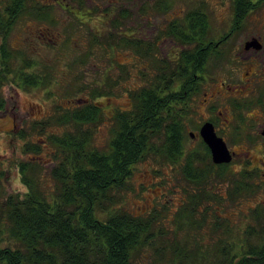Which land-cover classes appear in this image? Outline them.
I'll return each mask as SVG.
<instances>
[{
  "label": "trees",
  "instance_id": "1",
  "mask_svg": "<svg viewBox=\"0 0 264 264\" xmlns=\"http://www.w3.org/2000/svg\"><path fill=\"white\" fill-rule=\"evenodd\" d=\"M29 2H0V88L13 75L12 82L18 87L44 85V78L11 67L17 60L26 68L35 64L12 51L8 40L15 25L25 17ZM29 17L48 19L46 14ZM157 88L160 87L146 86L130 94L132 108L116 114L108 151L88 148L90 135L83 127L97 123L100 117L92 103L61 116L58 123L74 125L75 135L67 133L59 142L51 140L63 147L64 155H72L71 173L66 165L51 173L58 187L56 193L43 192L37 170L28 172L24 164L19 165V174L27 192L5 194L0 182V264H134L144 247L152 246L153 217L135 216L125 210L108 213L106 203L109 192L125 188L135 165L152 156L178 164L182 177L197 186L198 194L190 195L178 213L187 218L191 227L203 226L207 211L214 204L221 206L225 198L218 195L220 188H225L232 202L245 193L256 192L258 187L249 183L253 176L233 177L227 165H214L203 143L185 150L191 95L187 93L184 105L179 98L182 92L164 94ZM101 95L90 97L94 100ZM2 105L0 94V108ZM199 205L206 206L201 221L196 222L193 213ZM185 207L192 213L188 217L182 215ZM212 218L219 221L220 216L212 214ZM217 225L218 222L214 224L216 230ZM262 238L258 244L247 246L219 240L212 257L220 254L221 258H214V264H264ZM197 253L198 250L190 253L191 264H212L208 255L198 257Z\"/></svg>",
  "mask_w": 264,
  "mask_h": 264
},
{
  "label": "rangeland",
  "instance_id": "2",
  "mask_svg": "<svg viewBox=\"0 0 264 264\" xmlns=\"http://www.w3.org/2000/svg\"><path fill=\"white\" fill-rule=\"evenodd\" d=\"M2 1L4 0H0ZM38 1L41 5L53 7L50 14L54 24L25 16L15 25L8 40L12 51L31 62H36V72L48 75L47 89H20L12 82L15 75L10 77V82L2 85L0 90L10 109L5 114L0 113V131L11 127L9 115L14 112L25 121L22 124L25 137H27L25 144L34 147L40 145L41 139L48 142L47 150H42L40 156L45 163L49 162L52 158L50 152L57 148L51 140L63 139L67 133L75 135L74 125H54L51 117L58 109L66 106L75 107L79 100L89 101L91 90L100 87L99 89L110 91L112 96L96 101L103 109V113L101 117H98L97 123L83 127V131L90 135L88 148L108 151L114 130L112 117L108 111L130 108L131 103L127 91L137 90L146 85L139 73L147 72L143 68H148V62L125 49L122 51L112 49V52L110 49L102 50L92 46L90 34L93 32L88 30V26H94V31L102 29L98 14L92 12L91 19L81 25L75 20L76 18L82 19L81 15L74 18L67 11L59 10L52 5L62 0ZM64 1H68L70 6L75 7L73 2ZM124 1L131 3V0H118L121 4ZM197 1L201 0H175V7L184 8L185 5L186 9L196 7ZM206 1L208 8H212L211 22L216 24L217 19H220L223 13L216 10L214 6L216 0ZM109 3V0L106 3L99 0L92 7L103 10ZM86 8H90L89 3ZM76 14L80 13L76 12ZM171 17H177V15L173 12ZM154 19H156L155 24H159L161 16L156 15ZM125 24L129 25V21ZM11 67L28 71L23 62L19 60ZM118 67L124 69L123 73L118 70ZM134 72H137V75ZM29 104L35 105L36 109L41 111L42 123L49 122L47 125L30 128L35 121L27 120L26 113L23 112L31 106ZM36 109L32 108L35 111ZM196 110L195 123L202 121L203 116H211L208 111L201 108H196ZM15 125L19 127L18 120L15 121ZM214 128L218 135L223 130L220 125ZM11 145L0 136V182L2 183V180L4 181L7 177L2 183L5 194H16V192L22 194L24 192L19 189L18 185L23 184L15 169L21 161V143L17 141L12 147ZM195 145L192 142L190 145L189 142L187 143V147L191 149ZM229 170H234V168L231 167ZM37 178L43 192L53 191L49 166L39 165ZM263 182L254 176L249 183L258 187L256 192L245 193L246 198L242 199L243 196H241L234 203L228 200L225 188H220L218 195L224 197L225 200L215 209L216 214L220 216L219 221L213 220L211 211H208L206 223L203 226L195 224V227H191L187 218L178 216V213L183 208L184 202H187L185 192H193L190 186L192 184L183 179L178 164L172 165L158 156H152L135 165L133 174L124 189L109 192L106 204L108 213L125 210L135 216L150 215L153 217L152 246L144 247L140 255L134 258V264H180V260L183 264H191V259L188 257L190 253L197 250L198 257L208 255V259L214 264V258L216 260L221 258L220 254L212 257L219 240L234 245L243 243L246 246L251 243L258 244L263 240ZM203 211V206H200L198 212L195 213L194 218L197 222L201 221ZM183 214L186 216V213ZM216 222H218L217 230L214 226ZM214 227L215 230L212 231Z\"/></svg>",
  "mask_w": 264,
  "mask_h": 264
},
{
  "label": "flooded vegetation",
  "instance_id": "3",
  "mask_svg": "<svg viewBox=\"0 0 264 264\" xmlns=\"http://www.w3.org/2000/svg\"><path fill=\"white\" fill-rule=\"evenodd\" d=\"M30 1L24 11L26 12L25 16L46 14L48 19L40 22H48L53 25L50 14L53 7L41 5L38 0ZM69 1L73 2L75 7L70 6L68 1L65 2L64 0L57 1L52 5L59 10L67 11L74 18L81 15L82 19H75L81 25L86 24L93 13L98 14L102 29L94 31V26H88V30L93 32L90 34L92 46L102 50L110 49L112 52V49L117 51L125 49L148 62V68H143L147 72L141 71L139 73L146 82L143 87L158 86L160 88L157 89L164 94L169 91L182 92L183 95H179V98H182L183 103L187 93L191 95L188 104L189 114H187L186 109V114L190 118L189 122H186L184 147L186 151L191 149L187 147L188 142L189 145L191 142L196 144L192 149L200 143L205 145L200 136V129L205 123H210L212 128L220 125L223 129L220 134L216 133L215 128L214 131L225 142L231 155V161L219 165H227L226 169L233 177L255 176L263 182L264 0H216L214 3L216 10L223 13L221 14L223 16L217 19L216 24L211 22L210 12H212V8H208L206 0L197 1L196 7L193 6L188 9H186V5L184 8L175 7V0H131V3L124 1L123 4L118 0H109L110 3L103 10L92 7L99 0ZM101 1L106 3L108 0ZM112 1L114 2L112 3ZM88 3L90 8H86ZM76 12L80 14H76ZM173 12L177 17H171ZM156 15L161 16L159 24H155ZM33 19L37 20L36 18ZM127 21H129V25L125 24ZM33 63L35 64L31 68L25 67L28 71L21 69V72L36 74L44 78V85L27 88L21 87V84H19L20 87L16 86L20 89L25 88V90L31 88L46 90L48 75L36 72L37 65L36 62ZM118 68L123 73L124 69ZM134 74L137 75V72ZM99 88L91 90L90 95L102 94L97 99L79 100L76 102V106L71 108L70 106L57 108L58 110L51 117L52 123L54 125L59 124L58 121L61 116L66 112L72 113L75 108L85 103H92L99 110L101 117L103 109L96 101L112 96V93ZM138 89L127 91V96L137 92ZM1 96L3 105L0 108V113L5 114L10 109L6 99L2 94ZM130 103L131 106L128 110L108 111L113 124L117 113L131 110V100ZM29 105L31 106L26 108L27 111L23 110V112L26 113L27 120L35 121L34 124L30 125V128L47 125L49 122L42 123L41 111L36 109L35 105ZM32 108H35L36 111ZM196 108L208 111L211 116H203L202 121L195 123ZM9 116L11 127L0 131V136L12 144L10 147L17 141L21 143V161L15 168L19 178L21 177L19 174L20 164H24L28 172L33 169L38 171L39 165L49 166L50 177L51 173L59 171L60 167L64 165L68 167L70 173L72 172V155L70 152L64 155L63 147L56 143L57 148L50 152L51 160L45 163L40 152L47 150L48 142L41 139L40 145L34 147L25 144L27 137H25L22 129L24 120L14 112ZM16 120H18L19 127H15ZM68 125L71 124L66 126ZM60 140L62 139H56L54 142ZM59 148L62 152L59 151ZM68 150H70L69 144ZM231 167L234 170L230 171ZM5 179L7 177L4 178V181L2 180V183L6 181ZM51 183L55 188L53 191L56 193L58 187L52 178ZM23 186L25 187L24 184ZM190 186L193 192L184 191L187 202H184L183 207L188 203L190 195L198 194L197 186L193 184ZM242 196V199L246 198L245 194ZM200 206H203L204 209L206 205H199L193 213V218ZM216 206L214 204L212 210H209L212 214H216ZM184 213L187 217L192 214L187 207H185Z\"/></svg>",
  "mask_w": 264,
  "mask_h": 264
},
{
  "label": "water",
  "instance_id": "4",
  "mask_svg": "<svg viewBox=\"0 0 264 264\" xmlns=\"http://www.w3.org/2000/svg\"><path fill=\"white\" fill-rule=\"evenodd\" d=\"M210 123H205L200 129V136L208 147L213 164H227L231 161V155L225 142L216 135Z\"/></svg>",
  "mask_w": 264,
  "mask_h": 264
},
{
  "label": "clouds",
  "instance_id": "5",
  "mask_svg": "<svg viewBox=\"0 0 264 264\" xmlns=\"http://www.w3.org/2000/svg\"><path fill=\"white\" fill-rule=\"evenodd\" d=\"M19 189L23 192H27V189L23 185H18Z\"/></svg>",
  "mask_w": 264,
  "mask_h": 264
}]
</instances>
